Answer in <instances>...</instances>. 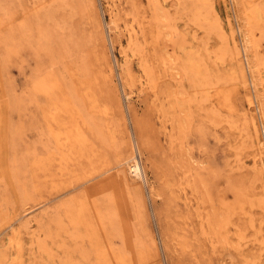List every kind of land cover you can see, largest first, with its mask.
Here are the masks:
<instances>
[{"label":"rangeland","instance_id":"374dc122","mask_svg":"<svg viewBox=\"0 0 264 264\" xmlns=\"http://www.w3.org/2000/svg\"><path fill=\"white\" fill-rule=\"evenodd\" d=\"M0 264H264V0H0Z\"/></svg>","mask_w":264,"mask_h":264},{"label":"bare ground","instance_id":"6f19581e","mask_svg":"<svg viewBox=\"0 0 264 264\" xmlns=\"http://www.w3.org/2000/svg\"><path fill=\"white\" fill-rule=\"evenodd\" d=\"M258 6V5H257ZM256 6V7H257ZM259 8H260V6H259ZM257 10H258V7H257ZM256 13H257V11H256ZM254 15H255V13H253ZM132 37V36H131ZM126 55V54H125ZM125 57H128V55H126ZM13 93V92H12ZM129 165V169H130V171L132 172V173H134V174H142V171H141V167H140V165H139V163L137 162V161H133V162H131L130 164H128ZM21 169V168H20Z\"/></svg>","mask_w":264,"mask_h":264}]
</instances>
